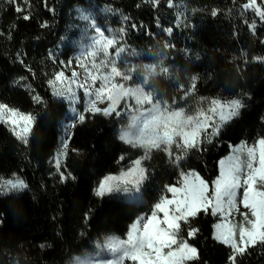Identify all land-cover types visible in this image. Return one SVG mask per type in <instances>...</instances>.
Masks as SVG:
<instances>
[{"label": "trees", "instance_id": "1", "mask_svg": "<svg viewBox=\"0 0 264 264\" xmlns=\"http://www.w3.org/2000/svg\"><path fill=\"white\" fill-rule=\"evenodd\" d=\"M244 3L171 0L170 7L169 0H0V103L36 118L27 145L0 123V181L20 176L29 185L21 193L5 189L7 194H0V264H71L96 252L107 237H125L136 218L154 209L166 186L180 185V170L200 173L212 187L218 162L231 146L264 138V21ZM257 4L264 9V0ZM16 6L22 11L17 13ZM93 24L115 43L107 57L102 52L95 58L81 55L83 74L85 69L97 72L93 61H104L98 71L108 74L114 62L133 77L128 84L143 78L154 101L180 108L201 101L209 106L212 99L222 104L240 99L245 105L217 135L211 136V127L202 134L212 143L186 154L174 147L173 156L182 157L179 167L167 153L153 150L143 161L150 178L137 203L94 195L106 175L127 169L144 154L119 138L127 117L85 112L79 74L72 84L75 103L53 94V87L62 88L77 72L72 60L96 35ZM168 28L170 33L164 31ZM61 71L68 80L51 85ZM73 109L83 112L85 121L76 123L69 138L60 171L70 176L62 183L55 162ZM219 220L210 212L190 218L197 229L194 237L187 236L189 225L181 222V237L198 252L187 264H233L232 249L213 237ZM236 264H264V247H249Z\"/></svg>", "mask_w": 264, "mask_h": 264}, {"label": "snow or ice", "instance_id": "2", "mask_svg": "<svg viewBox=\"0 0 264 264\" xmlns=\"http://www.w3.org/2000/svg\"><path fill=\"white\" fill-rule=\"evenodd\" d=\"M11 3V0H9ZM152 3L153 0H148ZM159 3V0H155ZM171 7V0H169ZM244 9H251L261 21H264V9L257 0H247L243 4ZM17 13L22 11L19 6L15 7ZM212 15H216L213 11ZM29 15L23 19L28 20ZM88 20V17H84ZM47 27V25H43ZM135 27V25H133ZM252 27H255L253 23ZM97 33L91 42V51L82 53L95 58L98 53L108 55V49L115 43L114 39L106 38L104 32L98 25H92ZM123 31V29H121ZM164 31L170 33L171 28ZM123 51V49H119ZM53 55L52 53L49 54ZM81 67H85L83 61ZM106 66L104 61L100 64L92 63L96 69L95 74L85 69V81L89 78L90 84H77L78 88L84 89L87 98L85 112L100 114L105 117L120 116L117 111L122 100H134L135 105L125 107L129 109L128 119L130 125L121 130L120 139L132 147H139L144 150V155L131 162L128 170L120 172L119 175H106L95 187L96 197L111 196L119 193H130L141 191V186L150 178V174L143 161L150 159V153L158 150L167 153L172 162L179 167L182 157L179 154L173 156V148L184 151L189 149L200 150L202 144H210L212 140L202 134L211 127V136L221 131V126L233 118L240 116V110L245 107L240 99H233L227 104H222L218 99H212L208 108L200 109L194 114H186L184 109L170 110L167 104L161 106L157 99L154 103L152 95L145 90L143 78L136 83L133 77L124 70H120L113 62L108 74H102L99 68ZM72 80H68L64 72H59L54 80L49 81L53 86L56 82L68 83L62 88L53 87V94L57 97H64L75 103L77 94L72 84L75 82L78 73H71ZM121 82H117L116 78ZM195 77H193V80ZM101 81L99 87L92 91L96 81ZM195 88V84H192ZM36 100L40 98L37 96ZM108 102V106L100 108L98 103ZM144 105L151 107L145 109ZM74 118L70 125L66 126V135H71V128L76 126V121L81 124L85 121L83 112H76L73 109ZM218 121L214 122V117ZM35 116L26 115L6 104L0 103V123L10 126V131L17 140L24 145L29 143L28 137L32 133ZM211 122V123H210ZM68 142L62 141V151L57 154L55 168L59 172L60 182H65L70 173L66 175L61 170V156H67ZM124 159L123 156L120 157ZM219 175L212 181L210 191L209 182L202 178L196 171H179L180 186H166V191L171 194V199L163 196L155 203L154 211L145 219L138 218L131 226L126 239H110L106 241V247L118 253L114 264H124L130 260L133 264H187L189 261L198 258L196 247L191 246L186 239L180 235L181 222L189 227L186 230L187 236L194 237L197 229L189 224L190 218H197L199 214H210L219 216L227 221L228 216L235 209L239 211L242 204L247 212L240 213L243 217L242 223L227 224L217 223L215 225V239L232 249L230 259L236 264L238 255H244L249 247L260 245L264 247V138L254 141L252 144L241 142L231 148V154L218 162ZM29 188L26 180L20 176L13 179L0 181V194L9 192L21 193ZM129 202H135L136 198H128ZM163 214L162 218L159 214ZM2 217V214H0ZM144 223L141 227V221ZM2 223V218H0Z\"/></svg>", "mask_w": 264, "mask_h": 264}, {"label": "rangeland", "instance_id": "3", "mask_svg": "<svg viewBox=\"0 0 264 264\" xmlns=\"http://www.w3.org/2000/svg\"><path fill=\"white\" fill-rule=\"evenodd\" d=\"M253 23L255 24V27H256V26H257L256 22H253ZM253 23L251 24V29L254 31V28H255V27H254V28L252 27ZM101 31H102V30H101ZM96 35H97V33H96ZM96 35H95V36H96ZM105 37H106V38H111L109 35H105ZM92 39H93V38H91V39H90V40L84 45V47L78 52V56H79L78 63H77V64H73V63H72L73 66L76 68L77 73L79 74V80H80V82H81L82 84H84V83H86V84H90V83H91L90 78H89L87 81H85V74H83V73L81 72L80 60H81V55H82V53H85L86 50H87V51H91V47H90V45H91ZM90 73H93V71H90ZM93 74H95V73H93ZM117 82H118V81H117ZM120 82H121V81H120ZM100 83H101V81H99V80L96 81V84H95V85L93 86V88H92V91H93V92H94L95 88L99 87ZM126 103H127L129 106H134V105H135L134 100L128 99V100H126V102H125L124 100H122L121 103H120V106H119L118 109H117V111H120V112H121V115H120V116H117V118L122 119V118H124V117H127V119H128V112H129V109L125 107V104H126ZM154 103H155V101H154ZM164 104H167V106H168V108H169L170 110H172V109H175V110H179V109H181L179 106H176V105H174V104H169V103L161 102V106H162V107L164 106ZM190 104H191V103H190ZM97 106L100 107V108H105V107L108 106V102L105 101V103H103V104L98 103ZM143 107H144L145 109H148V108H150L151 106H150V105H144ZM207 108H208V102H207V101H201V102H199V106H194L193 104H191V105H189V106L184 107L183 109H184V111H185L186 114H194L196 111H198V110H200V109H205V110H206ZM68 118H70L69 120L72 121L73 118H74V113L71 112V115H70ZM69 120H68V121H69ZM77 122H78V121H76V123H77ZM67 123H68V122H67ZM130 123H131V121L128 119L127 124H126L125 126H123V127L120 129V131H119V138H120L121 130L127 128V127L130 125ZM65 133H66V127H65V131H64V134H63V137H62V140H61V146H60V148H59L57 154H58L60 151H62V141L67 140V142H68V141H69V138H70V136H71V135H70V136H69V135H66ZM120 140H121V139H120ZM238 145H239V144H238ZM235 146H237V145H235ZM232 147H234V146H231V148H232ZM231 148H230L229 153H228L226 156H224L223 158H226L228 155L231 154ZM143 155H144V154H143ZM63 158H64V156H61V158H60L61 161L63 160ZM143 166H144V165H143ZM144 167H145V166H144ZM128 168H129V167H128ZM128 168L125 169V170H122V171H126V170H128ZM122 171H120V172H122ZM120 172H117V173L112 174V175H119ZM198 174H199L202 178H204L200 173H198ZM204 179H205V178H204ZM205 180H206V179H205ZM206 181H207V180H206ZM146 182H147V181H146ZM146 182L141 186V191H140L139 193H137V192H130V193H119V194H115V195L120 196V197H123V198H125V197H128V198H136V201H135L134 203L140 202V201H142V200L144 199V193H145V185H146ZM209 185H210V184H209ZM170 186H177V187H179L180 185H170ZM210 191H211V187H210ZM160 193H161V195L159 196V200H160L163 196H167L169 199H171V194L168 193V192L166 191V189H163L162 192H160ZM159 200H158V202H159ZM154 210H155V209H153V208L151 207V209H150V211L148 212L147 215H142V216H140V217H144V218L146 219V218L150 215L151 211H154ZM247 211H248V210L244 209L243 206H242V204H240V205H239V211H237V210L234 209V210L232 211V213L228 216L227 221H224V220H222V219L220 218V220L217 221V222L214 224V227H213V237L215 238V234H216L215 225H216L217 223H227V224H237V225H239V224L242 223V221H243V217L241 216L240 213L247 212ZM159 215H160V217L162 218L163 214L161 213V214H159ZM140 217H138V218H140ZM138 218H136V220H137ZM136 220H135V221H136ZM135 221H134V222H135ZM134 222H133V223H134ZM133 223H132V224H133ZM143 223H144V220L141 221V227H142ZM132 224H131V225H132ZM129 231H130V229H129ZM127 234H128V233H127ZM126 238H127V235H126L125 237H120V236H110V237H107V238L105 239V241L103 242V246H99V247L97 248V251H96V252H94V253H89V254H85V255H83L81 258L76 259L75 261L71 262V264H114V262H115V258H116V256L118 255V253L109 250V249L106 247V241H108V240H110V239H126ZM218 242H219V241H218ZM220 243H221V242H220ZM221 244H222V243H221ZM224 245H225V244H224ZM226 246H228V245H226ZM124 264H133V262L130 261V260H125V261H124Z\"/></svg>", "mask_w": 264, "mask_h": 264}, {"label": "water", "instance_id": "4", "mask_svg": "<svg viewBox=\"0 0 264 264\" xmlns=\"http://www.w3.org/2000/svg\"><path fill=\"white\" fill-rule=\"evenodd\" d=\"M78 59H79V56H78V54L73 58V60H72V63L73 64H77L78 63ZM84 84H86V83H84ZM67 120H68V118H67ZM65 127H66V125H65Z\"/></svg>", "mask_w": 264, "mask_h": 264}, {"label": "bare ground", "instance_id": "5", "mask_svg": "<svg viewBox=\"0 0 264 264\" xmlns=\"http://www.w3.org/2000/svg\"><path fill=\"white\" fill-rule=\"evenodd\" d=\"M71 123H72V121H71V120H69V121H68V123H67V125H70ZM70 131H71V133H72V131H73V128H71V130H70Z\"/></svg>", "mask_w": 264, "mask_h": 264}, {"label": "clouds", "instance_id": "6", "mask_svg": "<svg viewBox=\"0 0 264 264\" xmlns=\"http://www.w3.org/2000/svg\"><path fill=\"white\" fill-rule=\"evenodd\" d=\"M167 48V45H165V49Z\"/></svg>", "mask_w": 264, "mask_h": 264}]
</instances>
